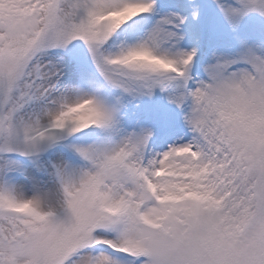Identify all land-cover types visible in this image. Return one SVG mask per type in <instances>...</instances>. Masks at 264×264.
Returning <instances> with one entry per match:
<instances>
[{
  "label": "snow or ice",
  "instance_id": "1",
  "mask_svg": "<svg viewBox=\"0 0 264 264\" xmlns=\"http://www.w3.org/2000/svg\"><path fill=\"white\" fill-rule=\"evenodd\" d=\"M0 264H264V0H0Z\"/></svg>",
  "mask_w": 264,
  "mask_h": 264
}]
</instances>
